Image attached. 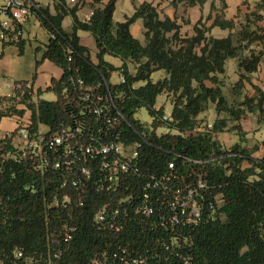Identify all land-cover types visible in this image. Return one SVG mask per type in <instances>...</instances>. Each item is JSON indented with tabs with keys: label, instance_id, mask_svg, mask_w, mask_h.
Returning <instances> with one entry per match:
<instances>
[{
	"label": "trees",
	"instance_id": "1",
	"mask_svg": "<svg viewBox=\"0 0 264 264\" xmlns=\"http://www.w3.org/2000/svg\"><path fill=\"white\" fill-rule=\"evenodd\" d=\"M56 14L45 8L37 14L50 38L45 45L43 60H49L61 69L60 80H53L49 88L56 95L55 101L38 99V93L28 82H16L13 96L2 98L6 112L1 117L13 115L29 117L30 131L37 133L40 126L48 129V135L56 133L62 126L73 124L74 117L82 111L81 102L74 92L73 83L82 79L98 92H107L110 87L118 109L137 130L142 124L135 119L138 110L145 108L153 119V128L166 127L180 135L166 134L157 137L146 128V145L141 154L146 159L148 172L163 171L171 160L168 150L176 151L193 161L212 160L206 165L186 164L188 170L202 173L221 198L212 213L214 220L202 224L193 240L192 264H264V156L251 157V153L240 144L225 147L217 139L219 133L235 132L244 139L240 124L247 112L264 114V91L252 83V75L257 73L264 56V26L258 23L262 15L253 13L254 25H243L236 33L225 38L210 35L212 28L219 27L231 31L236 27L234 20H226L224 15H216L212 24L198 22L195 34L183 37L176 20L160 19L157 9L144 3L135 14L124 23H115L113 16L118 0H93V15L87 22L78 18V10L85 0H77L70 7L67 0H56ZM190 5L203 0H187ZM226 6L224 5L223 8ZM264 9V0H259L257 10ZM73 19V31L67 33L62 22L65 17ZM142 19L146 29V43L142 44L131 33V25ZM212 19V15L208 17ZM249 19V18H248ZM251 22V19L247 20ZM252 23V22H251ZM79 31L89 32L95 39L97 62L91 60L90 51L80 43ZM23 41L17 46L23 54ZM260 49L256 52L253 46ZM246 49L251 53L246 56ZM71 50L72 60H68ZM3 54L0 55V58ZM121 60L115 67L106 57ZM230 59L238 62L239 80L234 85V94H241L247 84L255 90V96H245L239 108L230 107L221 89V77L226 74V63ZM133 66L135 73L129 72ZM123 70L126 84H111L112 75ZM164 71L167 77L153 82L151 76ZM172 100V122H162L164 107L156 110L159 96ZM209 103L215 104L218 119L210 132L192 134L201 124L202 114ZM226 117L236 120L230 126ZM188 134V135H184ZM136 140V136H132ZM160 146L162 147L160 149ZM11 139L0 146V250L10 254L22 250L28 255L41 253L46 246V234L58 230L68 221L67 213L49 209L41 189L30 191L26 185L34 181L38 186V175L26 171L22 165L5 160L3 155L13 152ZM247 161L248 167H243ZM181 164V161L178 160ZM53 191V187L47 188ZM53 194V193H52ZM97 205L90 204L88 217L79 223L76 238L66 253L62 264H82L97 250L103 249L102 232L91 223ZM18 264H25L22 260Z\"/></svg>",
	"mask_w": 264,
	"mask_h": 264
},
{
	"label": "built area",
	"instance_id": "2",
	"mask_svg": "<svg viewBox=\"0 0 264 264\" xmlns=\"http://www.w3.org/2000/svg\"><path fill=\"white\" fill-rule=\"evenodd\" d=\"M77 3V0H70ZM32 0H0V47L19 44L25 25L34 10ZM71 61V50L68 51ZM130 72V71H129ZM119 83L126 84L123 70L117 72ZM2 98L13 96L15 84ZM82 111L73 124L56 133H32L29 117L13 115L15 130L0 129V146L11 139L13 152L3 155L26 171L38 175V186L28 181L26 187L40 188L49 209L68 214V221L46 234V246L32 255L22 250L10 254L0 250V264H62L76 238L79 223L84 221L90 204L97 205L92 225L102 232L103 249L95 251L82 264H192L195 231L214 220L213 212L221 198L214 186L186 164L206 165L212 160L193 161L168 150L171 160L165 170L148 172L141 151L150 145L145 124L137 130L118 109L108 82L107 92L79 79L73 84ZM163 105L157 100L155 109ZM6 106L0 102V120ZM162 122H172L165 112ZM153 124V119H152ZM214 120L199 125L192 134L210 132ZM157 137L180 135L166 127L149 128ZM188 135V134H184ZM136 136V140H132ZM162 147L160 146V149ZM181 161V164L178 163ZM53 187V191L47 188ZM53 193V194H52Z\"/></svg>",
	"mask_w": 264,
	"mask_h": 264
},
{
	"label": "crops",
	"instance_id": "3",
	"mask_svg": "<svg viewBox=\"0 0 264 264\" xmlns=\"http://www.w3.org/2000/svg\"><path fill=\"white\" fill-rule=\"evenodd\" d=\"M32 1L39 8L47 9L50 14H56V0ZM93 2V0H85L84 4L79 8L77 15L81 21L87 22L90 20L91 16L93 15ZM106 2L107 0H104L102 4H106ZM144 3L153 4V6L157 9L159 13L160 19L164 20L165 18H170L171 20H176L177 24L180 26V34L183 37L193 36L195 34L194 27L198 22H207V25L210 26L216 15L221 14L224 15V18L226 20H234L236 23V27L231 31L223 30L219 27L212 28L210 35L215 38H225L230 33H236L237 30L241 29V27L246 24V22H244L245 20H249L251 19V17H253V13L262 15L263 20L258 24L260 26H264V9L261 11L257 10L259 0H203V2H197L195 5H190L187 0H118L113 16L114 22L124 23L128 18H131L135 14L136 9ZM67 4L70 7H73L76 3H71L70 0H67ZM224 5L226 6L225 8H223ZM210 15H212V19H208ZM62 27L67 33H71L73 31V19L71 16L65 17L62 22ZM130 30L132 35L136 39H138L142 44L146 43V29L144 28L142 19H137L131 25ZM47 33L49 34L48 31ZM78 36L80 38L81 45L89 49L91 60L96 63L97 47L94 37L86 31H79ZM22 41L23 42L21 45H23L24 54L26 42L23 39ZM47 43H45V45ZM17 47L19 49V54L23 55L20 53L19 46ZM253 47H251V49H254ZM257 49L260 48L257 47ZM105 59L117 68L122 65L121 60L118 58L107 56ZM237 65L238 62L236 59H230L226 63L225 75L230 78V81L233 83V87L239 80V72ZM129 71L132 74L135 73V69L133 68V66H129ZM157 72L162 73L161 77L157 81L167 77V74L164 71ZM62 75L63 69H61L49 60L41 59L39 62H37L36 72L33 75L31 81L15 82H28L29 84L33 85L34 90L38 93V99L55 101L56 95L49 88L51 87L53 80H60ZM152 76L151 79L153 80ZM251 80L254 85L260 87L264 91V56L258 72L252 75ZM157 81L153 80V82ZM248 88H250V93L248 94V96L254 97L255 90L250 85ZM11 90L12 89L8 87L7 83L5 84L4 82H0L1 94H8L11 92ZM47 94L54 95V98L46 99ZM166 99L168 100V97L165 95L158 97V101L161 102L164 107V110L166 106ZM205 115L206 112L202 114L201 117ZM240 124L245 134L243 142L241 141L240 136L237 135L235 132L219 133L217 135V139L225 147H231L240 144L243 148H246L249 153H251L252 158H262L264 156V114L262 116L258 111L251 113L247 112L242 116ZM0 129L4 132H13L15 130V119L6 117L1 119ZM248 166L249 163L245 161L243 163V167Z\"/></svg>",
	"mask_w": 264,
	"mask_h": 264
},
{
	"label": "rangeland",
	"instance_id": "4",
	"mask_svg": "<svg viewBox=\"0 0 264 264\" xmlns=\"http://www.w3.org/2000/svg\"><path fill=\"white\" fill-rule=\"evenodd\" d=\"M254 20L255 18L251 17L252 23L247 20H245L244 22H246V24H250L251 26H253ZM23 40L26 42L25 52L23 55L19 54V49L17 45H6L3 48L0 47V55L3 54V57L0 58V82H4L5 84L10 83L12 87L16 83L15 81L32 80L33 75L36 72L37 62H39L43 57L45 43H47L49 40V34L47 33V30L44 28V26H42V23L36 11L27 20V23L25 25ZM253 48L256 52L259 50L257 49L256 45ZM250 53L251 50L246 49L244 54L248 56ZM161 75H162L161 72H156L153 74L152 78L154 81H157L161 77ZM110 83L111 84L119 83V77L117 72L112 75L110 79ZM220 86L223 94L228 99V103L230 107L239 108L242 103L243 97L248 96V94L250 93L249 90L250 88H248L249 85L247 84L242 89L241 94L235 95L233 83L230 81V78H228L226 75L222 76ZM53 98L54 95L51 94L46 95V99H53ZM171 103L172 100L170 101L166 99L165 112L167 114H170L172 112ZM221 116H225V115L221 114ZM216 118L218 119L217 114L215 112V104L209 103L206 111V115L203 116L200 120H202V122L203 121L206 122ZM135 119L141 121V123L145 124L149 128L152 127V118L145 108H142L137 111V113L135 114ZM226 119L227 122L230 124L229 127L236 125L235 123L236 120H233V118L226 117ZM40 130L46 131L47 128L44 125H41ZM228 132L229 131H226L225 133Z\"/></svg>",
	"mask_w": 264,
	"mask_h": 264
}]
</instances>
